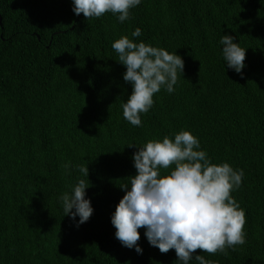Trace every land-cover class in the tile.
Wrapping results in <instances>:
<instances>
[{
    "label": "trees",
    "instance_id": "trees-1",
    "mask_svg": "<svg viewBox=\"0 0 264 264\" xmlns=\"http://www.w3.org/2000/svg\"><path fill=\"white\" fill-rule=\"evenodd\" d=\"M0 17V264H175V250L150 246L143 228L142 254L122 246L111 214L137 147L182 129L212 163L244 170L231 195L246 213L245 243L196 254L264 264V0H142L123 23L77 16L72 0H0ZM125 35L185 65L140 127L122 114L132 87L112 43ZM222 35L247 49L243 76L225 65ZM78 179L94 208L79 227L58 199Z\"/></svg>",
    "mask_w": 264,
    "mask_h": 264
},
{
    "label": "clouds",
    "instance_id": "clouds-1",
    "mask_svg": "<svg viewBox=\"0 0 264 264\" xmlns=\"http://www.w3.org/2000/svg\"><path fill=\"white\" fill-rule=\"evenodd\" d=\"M141 3L142 0H72V11L77 16L83 13L87 19L110 12L123 23L130 18V10ZM141 34L137 27L131 37ZM234 40L232 35H222V55L225 65L243 76L247 49ZM112 48L118 54L117 61L126 67L123 80L132 87L127 101L121 105L123 117L140 127L141 115L154 105V95L161 88L169 94L175 91L178 76L184 71V60L176 51L170 53L143 41L136 43L126 35L116 39ZM137 148L132 157L136 174L120 186L125 194L111 214L115 238L122 246L142 254L137 242L138 229L143 228L150 246L161 253L175 250V264H190L193 260L197 264H214L196 254V250L224 253L245 243L246 213L231 195L242 184L243 169H235L228 162L212 163L201 149L199 138L186 129L173 137L148 140ZM76 167L89 181L88 167ZM89 187L85 179H78L58 197L64 216L73 219L77 227L94 212L86 193Z\"/></svg>",
    "mask_w": 264,
    "mask_h": 264
},
{
    "label": "water",
    "instance_id": "water-1",
    "mask_svg": "<svg viewBox=\"0 0 264 264\" xmlns=\"http://www.w3.org/2000/svg\"><path fill=\"white\" fill-rule=\"evenodd\" d=\"M0 19H1V17H0Z\"/></svg>",
    "mask_w": 264,
    "mask_h": 264
}]
</instances>
